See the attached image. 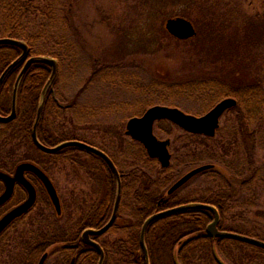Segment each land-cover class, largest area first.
<instances>
[{
  "label": "rangeland",
  "instance_id": "1",
  "mask_svg": "<svg viewBox=\"0 0 264 264\" xmlns=\"http://www.w3.org/2000/svg\"><path fill=\"white\" fill-rule=\"evenodd\" d=\"M241 2L246 15H258L260 21L264 19V0ZM162 6L159 0L77 2L74 10L79 37L73 31L65 29L70 52L67 53L65 46L64 58L62 62H58L56 85L53 87L54 94L58 93L55 97L62 104L75 101V106L62 112V117L60 115L53 123V116L49 117L50 121L47 123L44 121L45 130L50 127L49 135L56 137L73 134L78 141H84L110 155L121 169L140 167L147 174L156 177V173L163 169L156 160L150 162L142 147L125 134L127 121L141 116L153 106L177 108L199 117L219 101L233 98L218 95L221 92L227 94L230 91L228 88L243 81L245 76L244 71L241 72L243 64L240 63L246 57L248 45L258 37L255 38L250 27H224L220 20L207 21L200 8H190L189 17L182 18L192 23L196 36L192 40L188 39L192 43L182 45L168 33L166 36L164 27L168 19L181 17L184 5L176 3L168 8ZM210 30L216 33L213 32V37L208 38ZM193 45L197 48H192ZM46 46L50 50H53L50 47L56 48L53 43H45V48ZM189 55L192 56L191 59H188ZM212 78L222 79L227 85L220 87L219 83L213 82L212 89L197 90L200 81ZM5 96L8 103L9 97ZM226 113L219 119V128L212 140L203 136L192 137L166 121L154 124L153 133L156 138L170 140V165L174 170L177 168V176L167 188L193 167L213 164L219 168V164L213 161L223 155L224 148L233 146L229 135L231 129L226 124L232 115ZM6 140L0 138V161L10 162L12 166L27 160V156H32L52 180L65 211L58 224L63 223L68 218L67 215H71L69 218H76L80 212L77 207L89 203L88 199L95 198L101 189L96 186L98 182L95 178L85 172V168L94 162L91 159L78 155L80 167H84L81 169L67 160L53 162L31 147L25 149L20 139ZM9 151H14L11 158L8 156ZM212 159L214 160L211 161ZM223 159L230 166L240 167L241 176L232 185L234 192L230 206L234 208H231L224 224H234L238 229L252 232L256 234L255 238L264 241V135L256 141L253 163L250 162L249 166L246 167L247 157H236L232 149ZM175 172L171 173L172 176H175ZM169 175L170 173H162L159 178H168ZM100 176L101 179L104 178L105 173ZM167 188L164 190L165 194ZM215 188V181L200 174L178 191L180 195L189 192L199 194L208 189L216 190ZM42 191L40 187L39 200L30 219L45 223L54 210ZM30 219L24 225L16 224V228L7 232L8 239L0 240V264H12L20 244V233L29 229ZM130 222L131 218L126 212H122L118 224ZM119 239H124L127 247L130 246L126 231L106 234L102 241L113 243ZM245 252L255 250H231L228 254L231 253V258L237 260ZM218 253L225 264H231L225 255ZM45 264H61L59 254L49 255ZM197 264L204 263L198 261Z\"/></svg>",
  "mask_w": 264,
  "mask_h": 264
},
{
  "label": "trees",
  "instance_id": "2",
  "mask_svg": "<svg viewBox=\"0 0 264 264\" xmlns=\"http://www.w3.org/2000/svg\"><path fill=\"white\" fill-rule=\"evenodd\" d=\"M78 1L0 0V38H12L23 41L28 45L31 55L50 57L57 60V63L62 62L65 46H67V53L70 52L67 34H64L65 29L73 31L74 35L79 37L76 29V11L74 10ZM242 1L244 2L245 0ZM159 2L163 5L162 7L166 8L176 3L184 5L182 15L180 14L181 17H189L188 10L190 8H200L207 21L217 22L220 20L224 27L226 25L250 27L251 33L253 32L252 34H255V38L258 37V39L248 45L246 57L240 63L243 64L241 69V72L244 71L242 73L245 76L243 81L233 85L230 89L228 88L227 90H230L227 93L228 95L221 91H219L221 92L219 95L217 94L220 97L235 98L237 105L227 111L232 116L226 121L227 127L231 129L229 135H231L233 141L231 144L234 147L224 148L225 151H223L222 156L220 155V158L215 159V161H213L214 159L211 160L217 165L219 164V168L213 166V168L201 174V176H208L216 182V190L208 189L199 194L189 192L180 195L179 191L167 194L169 188L167 186L177 176V168L174 170L170 165L168 168L163 169L162 172L156 173V177H154L149 173L147 174L140 167L123 170L106 153L116 164L122 181L121 202L117 214L118 220L106 234L126 231L131 243L128 247L124 239H119L113 243H105L102 238L106 234L96 237L97 243H99L104 252L103 264H143L139 234L145 220L155 213L190 203H201L215 207L220 216L218 228L221 231L233 232L253 238L256 235L252 232L238 229L234 224H224L226 216L233 207L230 206L234 192L232 185L241 176L239 174L240 167L238 169V167L230 166L223 158L232 149L236 157L246 156V167L249 166L250 162L253 163L252 157L255 152L256 141L264 135V19L260 21L258 15L254 17L246 15L241 6V0H159ZM222 20H225V22ZM213 32L216 33L213 30L208 31V38L213 37ZM165 34L167 36L166 31ZM191 40L176 41L185 45L192 43ZM45 43H53L56 48L50 47L53 50H50L48 46L45 48ZM192 48H197V46L193 45ZM199 52L201 53L200 50ZM19 55L20 49L18 47L0 44V75ZM191 57L189 55L188 59H191ZM20 67L21 64L11 70L6 77V82L0 88V94H6L9 97L7 107L10 105L12 84L20 71ZM50 72L51 69L47 64L34 63L27 70L18 88L16 105L19 112L18 116L21 119V125L19 126L22 136L21 145L27 147L26 144H29L38 153L53 162L67 160L79 168H81V161L78 160L77 156L82 155L94 161L85 168L86 173H90L93 177L94 173H105V177L102 178L103 185L96 193V197L88 199L89 203H85L83 207H77L80 212L76 218H69L71 215H67L68 218H65L63 223L58 224V220L64 217V211L59 218L54 212L53 215L47 217L48 219L45 223L31 219L29 229L20 233V244L17 246L12 264H37L43 253H47L48 256L59 254L61 264H69L70 260L75 257V264H97V252L92 246L81 242L80 234L86 229H98L107 222L112 212L116 183L113 175L101 159L79 147H64L48 155L42 154L35 148L30 137V129L34 121L41 91ZM213 82L219 83L220 87H223V84L227 85L222 79L212 78L200 81L197 90L212 89ZM54 85H56V78L46 94L42 117L37 130L39 141L46 146H55L68 140H79L72 133V135L63 134L53 137V135L48 134V128L50 127H47L46 130L44 128V121L45 123L48 120L50 121V116H53V121H51L53 123L60 118V115L62 117V112L68 111L75 106V101L62 104L56 98L58 91L55 92L57 94L53 92ZM189 89L191 88H187V90ZM191 136L198 137L196 135ZM9 138L14 139L15 134H11ZM206 139L212 140V138ZM148 160L150 161V159ZM35 162L37 163L35 165L42 170L44 169L39 166L38 161ZM174 172L175 176H172L171 173ZM162 173H170V175L168 178L161 179L159 176ZM139 184H142V186H139ZM96 186L98 187L97 184ZM165 188H167L166 194L164 193ZM122 212H126L132 222L119 225V218ZM212 219L213 214L208 209L188 208L152 221L145 234L150 264H155V262L156 264H197L198 261L204 264H220L216 258L219 254L218 252L225 255L231 264H264V249L233 239L210 237L206 232V228ZM26 220L27 217H24L19 222L24 225ZM247 249H253L255 252H245L237 260L231 258V253L228 254L231 250L241 252V250Z\"/></svg>",
  "mask_w": 264,
  "mask_h": 264
},
{
  "label": "water",
  "instance_id": "3",
  "mask_svg": "<svg viewBox=\"0 0 264 264\" xmlns=\"http://www.w3.org/2000/svg\"><path fill=\"white\" fill-rule=\"evenodd\" d=\"M165 30L167 31L168 34H170L172 37L178 40H188L195 36V30L191 22L188 21L187 19L180 18V17L168 19L165 23ZM0 44L13 45V46L18 47L21 51L20 55L12 63H10L0 75V87L2 85L3 80L11 72V70L17 65L22 64L19 74L17 76L16 82L12 89L10 115L5 118L0 116V121L6 122L14 118L15 110H16V97H17L18 87H19V84L23 76L27 72L28 68L32 64L38 63V62L47 64L50 67L51 72H50V76L47 82L45 83L41 91L34 123L32 125V130H31V137H32V141L34 145L39 150L45 153H54L68 146L79 147L103 159L115 177L116 195H115V201H114L112 213H111V216L108 222L100 229L85 230L81 236V240L85 244L91 245L97 251L98 256H99L97 264H103V261H104L103 250L100 247V245H98L96 242L90 239V236L91 235L98 236V235L105 233L111 227V225L116 219L117 212H118V206H119V200L121 196L120 175L115 165L107 157V155H105L102 151L88 144H85L80 141H66L54 147H46L38 141L37 136H36V129H37V126H38V123L40 121V117L42 114L45 96L57 73V61L50 57L30 56V49L28 45L25 42L20 41V40H16L12 38H0ZM236 105H237V102L235 99L225 98L221 100L220 102H218L215 106H213L204 115L199 116V117L186 114L177 108H171V107H166V106H153V107L148 108L142 116L130 118L127 121L126 126H125V134L129 136L132 140L141 143L147 156L149 158L157 159L161 168H166L170 164V153L167 148V146L169 145V140L168 139L158 140L154 136L153 126L156 121L167 120L185 132L211 138L215 136L216 130L219 127V119L221 118V116L228 109H231L235 107ZM212 167H213L212 164H204V165H200V166L192 168L191 170H189L187 173H185L182 177L177 179L172 184V186L168 190V194H171L174 191L178 190L184 184H186L189 180H191L193 177H195L196 175L202 172H205L211 169ZM24 172H31L35 176L38 177L46 193L48 194V197L56 213L57 214L61 213L59 198L57 196L55 188L53 187L48 177L38 167L30 163H22L17 167L16 175L14 178H9L7 175L0 173V178H2L6 184V189L4 193L0 196V204L4 203L10 197L12 190H13L14 181L19 182V184H21L24 187L27 193V199L21 205L12 209L0 219V234L5 230V228H7V226L13 220L26 214L34 206L36 202L35 188L29 182L24 180L23 178ZM188 208H204L212 212L213 220L206 228V232L210 237L233 239V240L244 242L246 244L264 249V241H261V240H258V239H255L249 236L237 234V233L220 231L217 228L218 223H219V213L217 209H215L213 206L201 204V203H190L187 205H182V206H178L172 209H168L165 211L155 213L145 220V222L143 223L141 227L140 234H139V244H140V248L142 251V258H143L144 264H150L149 257H148V251H147V247L145 244V233H146V229L149 226V224L152 221L156 220L157 218H160L162 216H165V215H168V214L180 211V210L188 209ZM46 257H47V254L46 253L43 254L40 257L37 264H44ZM216 258L220 264H225L224 262L220 260L218 256H216ZM70 264H74V259L71 260Z\"/></svg>",
  "mask_w": 264,
  "mask_h": 264
},
{
  "label": "flooded vegetation",
  "instance_id": "4",
  "mask_svg": "<svg viewBox=\"0 0 264 264\" xmlns=\"http://www.w3.org/2000/svg\"><path fill=\"white\" fill-rule=\"evenodd\" d=\"M17 76L15 77L14 79V82L12 84V89H13V86L16 82V79H17ZM7 77V76H6ZM6 77L5 79L3 80L2 82V85L6 82ZM12 93V91H11ZM6 94H0V116L1 117H8L10 115V112H11V106L9 105V107H7V96H5ZM10 102H11V99H10ZM19 112L17 110V107H16V112H15V116L12 120L10 121H6V122H2L0 121V138L2 137L3 139H5V141H7L6 139H10V140H22V136H21V132H20V128L19 126L21 125V119L19 118ZM21 115V114H20ZM11 134H15V138H9L11 136ZM30 137H31V131H30ZM139 144V143H137ZM27 147H31L34 149V147L30 146L29 144H26ZM29 145V146H28ZM140 145V144H139ZM141 146V145H140ZM27 147L25 146L24 148L27 149ZM142 147V146H141ZM36 148V147H35ZM37 149V148H36ZM35 150V149H34ZM36 151V150H35ZM37 152V151H36ZM14 153V151H9L8 152V156H10V158L12 157V154ZM42 154H45V155H48V153H45V152H42ZM89 153V152H88ZM91 154V153H90ZM94 155V154H92ZM28 160H24V161H20L16 164H12V166L10 165V162H7V161H0V173L4 174V175H7L9 178H14L15 175H16V171H17V167L22 164V163H31V164H37L35 161L36 158L32 157V156H27ZM99 158V157H98ZM2 159V158H1ZM0 159V160H1ZM101 159V158H99ZM102 160V159H101ZM104 162V164L106 165V167L108 168V165L106 164V162L104 160H102ZM84 167H82L81 169H83ZM109 169V168H108ZM109 171L111 172V170L109 169ZM43 172H45L43 170ZM86 172V170H85ZM46 175L48 176V174L46 173ZM23 178L24 180H26L27 182H29L34 188H35V191H36V202L34 204V206L24 215H22L21 217L13 220L8 226L7 228H5V230L0 234V239L2 240H5V239H8V234L7 232L11 229V228H16V224H20V219L22 218H26L27 219H30V216H31V213L35 210L36 206H37V203H38V200H39V188L41 187L44 191V193L46 194V196L48 197L42 183L40 182V180L38 179L37 176H35L33 173L31 172H24L23 173ZM50 178V177H49ZM94 180H96V183L98 186H100V188L102 187L103 185V181L101 179V176L99 173H95L94 174ZM52 181V180H51ZM54 185V184H53ZM55 186V185H54ZM6 189V184H5V181L0 178V196L4 193ZM84 189V188H83ZM57 190V189H56ZM85 190V189H84ZM42 191V192H43ZM116 194V192H115ZM59 196V195H58ZM27 199V193H26V190L24 189V187L19 184V182L17 181H14L13 183V190H12V193L10 195V197L8 198V200H6L4 203L0 204V219L6 215L9 211H11L12 209L16 208L17 206L21 205L25 200ZM60 199V197H59ZM48 201L51 205V201L49 200V197H48ZM114 201H115V196H114V200H113V204H112V207L114 205ZM120 202H121V199H120ZM120 202H119V205H120ZM60 204H61V214H63L64 212V207H63V204L61 203V200H60ZM52 206V205H51ZM53 209V207H52ZM54 210V209H53ZM60 214V215H61ZM58 218L60 217V215H57L55 214ZM109 219V218H108ZM31 220V219H30ZM118 220V217L116 216V219L115 221L113 222V224L111 225L110 228H112V226H114L116 224V221ZM109 228V229H110ZM108 229V230H109ZM107 230V231H108ZM107 231L101 235H98V236H95V235H91L90 236V239L97 242L96 241V237H100V236H103L107 233ZM82 233L83 231L81 232L80 234V240H81V236H82ZM82 242V240H81ZM83 243V242H82ZM85 244V243H83ZM76 262V257L74 258V264Z\"/></svg>",
  "mask_w": 264,
  "mask_h": 264
}]
</instances>
